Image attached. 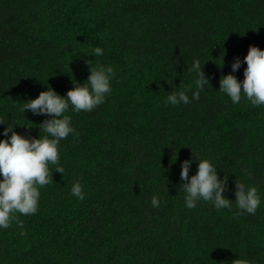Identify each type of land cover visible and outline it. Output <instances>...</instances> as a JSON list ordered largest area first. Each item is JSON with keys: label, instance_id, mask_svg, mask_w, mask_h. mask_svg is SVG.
<instances>
[{"label": "trees", "instance_id": "16d2710c", "mask_svg": "<svg viewBox=\"0 0 264 264\" xmlns=\"http://www.w3.org/2000/svg\"><path fill=\"white\" fill-rule=\"evenodd\" d=\"M250 45L264 49V0H0V133L44 136L49 117L21 108L84 83L86 61L115 73L105 103L65 113L79 135L59 142L64 173L49 165L37 212L0 229V264H264V106L219 91L237 57L243 80ZM194 59L209 81L200 99L165 104ZM195 154L227 180L232 210L186 208L181 162ZM237 180L257 188L256 215H236Z\"/></svg>", "mask_w": 264, "mask_h": 264}, {"label": "clouds", "instance_id": "9594fccd", "mask_svg": "<svg viewBox=\"0 0 264 264\" xmlns=\"http://www.w3.org/2000/svg\"><path fill=\"white\" fill-rule=\"evenodd\" d=\"M90 55L100 57L103 49L95 47ZM92 60L86 61L89 66L87 80L80 84L73 80V87L65 96L59 95L51 87L41 91L39 95L26 101L21 111H31L35 115L49 117L40 125L44 136L28 138L14 130V123L7 126L0 133L4 139H0V229H7L16 219L14 213L20 215H32L37 212L40 198L39 189L52 182L49 165H55V171L64 173L60 165L58 145L72 135L78 137V133L71 125V118L65 113L71 109L79 113L92 112L99 105L105 103L106 97L111 94L110 82L114 78L112 66L97 64L93 66ZM246 67L243 72V80H238L235 73L241 66L239 57L231 64L232 72L221 77L219 91L226 95L233 105L238 104L242 98L246 99L253 107L264 106V49L250 45L247 54L243 58ZM204 64V63H203ZM199 59H194L189 69L194 76L192 83L182 91H171L165 98L167 105H188L192 101L200 99V93L209 83L202 71ZM191 92V98L187 93ZM0 119V125H5ZM193 159L198 161V168L194 175L189 176ZM180 186L184 193L185 206L193 209L197 202H209L216 210H232V200L226 198L223 193L227 187V180L218 176L217 167L208 159L196 156L181 162ZM235 208L236 215H256L261 205V197L255 186L245 183H235ZM71 195L79 200L85 199L82 184L79 181L73 183L70 189ZM161 201L156 195L151 197L150 204L153 208L160 206ZM240 264H245L241 261Z\"/></svg>", "mask_w": 264, "mask_h": 264}]
</instances>
